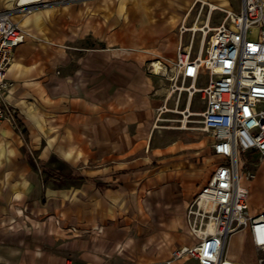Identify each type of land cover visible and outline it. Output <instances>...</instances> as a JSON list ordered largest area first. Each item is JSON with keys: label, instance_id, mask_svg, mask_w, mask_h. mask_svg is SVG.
<instances>
[{"label": "crops", "instance_id": "obj_1", "mask_svg": "<svg viewBox=\"0 0 264 264\" xmlns=\"http://www.w3.org/2000/svg\"><path fill=\"white\" fill-rule=\"evenodd\" d=\"M43 1L50 3L12 13L27 35L7 70L19 124L0 123V264L171 259L197 242L186 209L220 158L212 146L219 160L200 174L177 159L155 170L147 153L154 81L143 48L165 36L173 41L204 0ZM208 1L218 6L208 10L210 27L241 3ZM19 5L0 0V10ZM258 163L254 178L243 177L250 214L264 212V160ZM225 255L264 264V246L249 225L230 235Z\"/></svg>", "mask_w": 264, "mask_h": 264}, {"label": "built area", "instance_id": "obj_2", "mask_svg": "<svg viewBox=\"0 0 264 264\" xmlns=\"http://www.w3.org/2000/svg\"><path fill=\"white\" fill-rule=\"evenodd\" d=\"M74 1L77 0L53 3ZM49 3L36 1V5ZM32 8L33 4H29L0 10V123L18 125L17 109L6 95L11 85L7 70L16 46L24 41L27 32L12 19V13H26ZM224 11L220 25L205 24L200 29L196 55L192 54L193 29L191 43L187 47L180 44L175 60L164 68L159 66L165 73H174L171 79H190L194 83L201 77L206 79L205 85L194 89L203 92V124L220 161L186 209V219L197 242L180 246L171 259L136 264H172L183 256L199 264H224L230 235L248 225L255 243L264 246V212L249 213L248 187L243 182V177H255L248 156L256 155L254 163L264 160V0H241L238 10ZM186 29L182 26L181 32ZM155 66L154 63L152 71L157 73Z\"/></svg>", "mask_w": 264, "mask_h": 264}, {"label": "rangeland", "instance_id": "obj_3", "mask_svg": "<svg viewBox=\"0 0 264 264\" xmlns=\"http://www.w3.org/2000/svg\"><path fill=\"white\" fill-rule=\"evenodd\" d=\"M199 2L193 10L191 20H187L185 24L182 21L178 24L175 29V33L177 34H173V41L169 40L166 42L165 40L168 37L165 36L163 38L165 40H158L150 45V47L143 48L150 54L145 64V70L147 74L153 75L154 81V89L151 92L155 102L154 127L150 137H148L147 153L151 157L155 170L159 166L166 165L171 159H177L189 165V168H200V171L197 169L198 174H200V172L210 166V163L219 160L213 156L212 137L203 124V112L206 107L203 92L200 90L195 91L194 89V86L199 88L206 84L205 77L199 78L194 83L190 79H171V77H174V73L170 72V70L165 73L157 65L155 68H158V72L154 73L152 71L154 63L163 68L165 65L171 64L175 60L180 44L183 47H187L191 43L192 34L194 33V30L191 29L192 27H202L208 24V10H210L211 4L216 5V2L208 0ZM170 6L171 8L174 7L171 3ZM182 26L187 28L183 33L181 32ZM201 34L202 32L199 29L195 30L192 43L193 55H196L198 52ZM191 91H194V93L191 94ZM169 96L170 98H168ZM170 146H173V149H170ZM30 156L34 161L38 160L37 154L34 151L30 152ZM254 159H256V155L252 154L247 158L249 167L253 169L259 164V161H257L255 162L258 163L256 165L253 162ZM140 169L142 168L139 167V171ZM262 187L264 188L263 185ZM262 187L260 189H263ZM254 199L256 201L260 200L259 197H255ZM73 229L75 230V228ZM189 242H192V240H185V243ZM184 260H186L185 264H198L192 258H185Z\"/></svg>", "mask_w": 264, "mask_h": 264}, {"label": "bare ground", "instance_id": "obj_4", "mask_svg": "<svg viewBox=\"0 0 264 264\" xmlns=\"http://www.w3.org/2000/svg\"><path fill=\"white\" fill-rule=\"evenodd\" d=\"M18 1H19V0H18ZM36 1H39V0H20V4L23 5V4H28V3H30V2H36ZM211 6H212V7H211L212 9L218 7V6L214 5V4H211ZM191 29H194V30L199 29V30H200V29H202V27L195 26V27H192ZM204 29H205V28H204ZM156 65H157V67H159L157 63H156ZM178 88H179V87H178ZM181 89H183V87H181ZM168 98H170V96H169ZM224 264H239V263H237V262H233V261H231V260L226 259V260L224 261Z\"/></svg>", "mask_w": 264, "mask_h": 264}, {"label": "trees", "instance_id": "obj_5", "mask_svg": "<svg viewBox=\"0 0 264 264\" xmlns=\"http://www.w3.org/2000/svg\"><path fill=\"white\" fill-rule=\"evenodd\" d=\"M18 124H19V122H18Z\"/></svg>", "mask_w": 264, "mask_h": 264}]
</instances>
